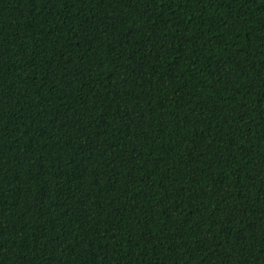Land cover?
Listing matches in <instances>:
<instances>
[{
    "label": "trees",
    "instance_id": "1",
    "mask_svg": "<svg viewBox=\"0 0 264 264\" xmlns=\"http://www.w3.org/2000/svg\"><path fill=\"white\" fill-rule=\"evenodd\" d=\"M0 264H264V0H0Z\"/></svg>",
    "mask_w": 264,
    "mask_h": 264
}]
</instances>
